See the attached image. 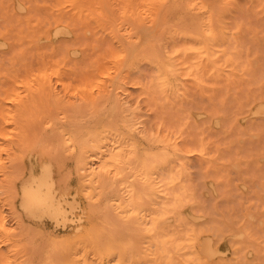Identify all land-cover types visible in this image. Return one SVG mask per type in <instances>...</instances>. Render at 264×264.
<instances>
[{
  "label": "rangeland",
  "instance_id": "1",
  "mask_svg": "<svg viewBox=\"0 0 264 264\" xmlns=\"http://www.w3.org/2000/svg\"><path fill=\"white\" fill-rule=\"evenodd\" d=\"M209 20L225 36L214 65L184 47L186 37H198ZM151 48L178 67L172 86L156 82ZM44 69L49 79L42 78ZM102 120L113 133L131 128L140 142L139 160L145 158L140 146L151 136L173 142L180 153L171 160L173 171H181L192 194L188 218L199 215L221 230L203 243L230 262L238 254L246 264H264V0H0V264H44L49 250L72 244L90 252L103 243L102 233L116 218L114 197L107 193L119 184L113 166H101L95 128ZM111 142L108 150L126 159L127 147ZM45 182L61 204L59 219L44 207H25L29 193L44 190ZM104 203L111 205L108 224ZM118 219L119 240L126 241V223Z\"/></svg>",
  "mask_w": 264,
  "mask_h": 264
},
{
  "label": "bare ground",
  "instance_id": "2",
  "mask_svg": "<svg viewBox=\"0 0 264 264\" xmlns=\"http://www.w3.org/2000/svg\"><path fill=\"white\" fill-rule=\"evenodd\" d=\"M41 1V0H40ZM171 1V0H170ZM176 1V0H175ZM216 1V0H215ZM169 2V1H168ZM75 3V2H74ZM182 3V2H181ZM185 3V2H184ZM74 5V4H71ZM81 5V4H80ZM145 5V4H144ZM76 6V5H75ZM84 6V5H83ZM163 6H165L163 4ZM170 6V5H169ZM146 7V6H145ZM144 7V8H145ZM184 7V4H183ZM217 7V6H216ZM163 8V7H162ZM180 8V7H179ZM143 9V8H142ZM177 9V8H176ZM63 10V9H62ZM163 10V9H162ZM160 10V12L162 11ZM182 10V8H181ZM172 11V10H171ZM190 12V11H187ZM36 13V12H35ZM162 13V12H161ZM242 14V12H240ZM160 14V13H159ZM190 14V13H189ZM193 14V13H192ZM255 14V13H254ZM255 16V15H254ZM160 17V16H159ZM170 17V16H169ZM241 17V16H240ZM239 17V18H240ZM245 17V16H244ZM243 17V18H244ZM247 17V16H246ZM67 18V17H66ZM65 18V19H66ZM69 18V17H68ZM67 18V19H68ZM236 17V19L239 20ZM62 19V18H61ZM159 19V18H158ZM245 19V18H244ZM70 20V19H69ZM161 20V19H160ZM168 20V19H167ZM186 20V19H185ZM188 20V19H187ZM2 21V20H1ZM76 21V20H75ZM172 21V19H171ZM184 21V20H183ZM182 21V23H183ZM235 21V20H234ZM246 21V20H244ZM3 22V21H2ZM70 22V21H69ZM68 22V23H69ZM166 22V21H165ZM211 20L204 22L198 31L200 35L198 37H193L188 35V44L186 49L192 51L194 54L199 56L200 58L205 59L208 63L216 64L219 57V42L224 40V32L220 31L219 34L214 30ZM78 23V22H77ZM194 23V22H193ZM19 24V23H18ZM71 24V23H70ZM163 24V22H162ZM186 24V23H185ZM253 24V23H252ZM256 24V23H255ZM254 24V25H255ZM174 25V24H173ZM176 26H178L175 23ZM188 25V22H187ZM186 25V26H187ZM190 25V24H189ZM189 25L187 27H189ZM217 25V24H216ZM232 25V23H231ZM234 25V24H233ZM233 25L231 26L233 28ZM258 25V24H257ZM196 26V25H195ZM198 28L200 27L197 25ZM219 26V25H218ZM217 26V27H218ZM244 26V25H243ZM180 27V26H178ZM186 27V28H187ZM58 28V27H57ZM181 25V29H182ZM185 28V27H184ZM183 28V29H184ZM56 29V28H55ZM77 29V28H76ZM136 32L140 29L136 28ZM196 29V27H195ZM145 30V29H144ZM192 30V29H190ZM189 32H192L190 31ZM198 30V29H196ZM218 30V29H216ZM243 30V28H242ZM86 31V30H85ZM142 31V30H140ZM194 31V30H193ZM81 32V31H80ZM79 32V33H80ZM140 33V32H139ZM146 33V32H145ZM148 33H151L148 32ZM147 33V34H148ZM194 33H197L194 31ZM143 34V32H142ZM86 35V34H85ZM146 35V34H144ZM149 35V34H148ZM143 36V35H142ZM150 37V35H149ZM81 38V37H80ZM86 39V38H85ZM232 38L230 37V40ZM80 40V39H79ZM145 38L144 41L145 42ZM193 40V41H192ZM233 40V39H232ZM231 40V41H232ZM142 42L140 41V44ZM232 43V42H230ZM242 44V41H240ZM37 44V43H36ZM137 42V47L140 45ZM80 45V44H79ZM180 45V44H179ZM233 46V45H230ZM229 46V47H230ZM94 47V46H93ZM136 47V48H137ZM158 47V46H157ZM243 47V46H239ZM134 48V50L136 49ZM181 47L180 49H182ZM108 49V48H107ZM138 49V48H137ZM152 49V48H151ZM158 49V48H157ZM156 48L155 50L158 51ZM229 49V48H228ZM245 49V48H244ZM96 50V49H95ZM111 50V49H110ZM114 50V49H112ZM154 49L151 50V61L154 63L156 68V78L158 85L160 87H168L172 86L176 79L178 78V67L173 61H170L168 58H163L158 55L160 51L157 53ZM175 51H178L177 48H174ZM11 51V50H10ZM117 51V50H116ZM115 51V52H116ZM148 51V50H147ZM103 52V51H102ZM162 52V51H161ZM94 53V52H93ZM92 53V54H93ZM176 53V52H175ZM186 53V52H184ZM58 54V53H57ZM120 54V53H119ZM163 54V53H162ZM121 55V54H120ZM132 55V54H131ZM183 55V54H182ZM227 55V54H226ZM245 55V51L243 50L242 56ZM119 56V55H117ZM128 56V55H127ZM150 56V55H149ZM164 56V55H163ZM65 57V56H64ZM29 56L27 57V59ZM242 58V57H241ZM18 59V58H17ZM4 60V59H3ZM125 60V59H124ZM127 60V59H126ZM5 61V60H4ZM7 61V60H6ZM205 62V61H204ZM203 62V63H204ZM245 62V61H244ZM124 63V62H123ZM4 64V62H3ZM35 64V63H34ZM125 64V63H124ZM8 65V64H7ZM122 67V66H121ZM33 68V67H32ZM42 68V67H41ZM209 68V67H208ZM34 69V68H33ZM109 69V68H108ZM201 69V68H200ZM219 69V68H218ZM221 69V68H220ZM104 70V69H103ZM105 71V70H104ZM108 71V70H107ZM106 71V72H107ZM121 71V70H120ZM119 71V73H120ZM43 72V71H41ZM105 73V72H103ZM102 73V75H103ZM42 74V73H40ZM49 72L44 69L42 74V78L49 79ZM55 75V74H54ZM105 75V74H104ZM112 75V74H111ZM198 75V74H197ZM205 75V74H204ZM199 76V75H198ZM149 77V76H148ZM237 77V76H236ZM255 79V78H254ZM99 80V78H98ZM97 80V81H98ZM114 80V79H113ZM257 80V79H256ZM261 80V79H260ZM259 81V80H257ZM255 81V82H257ZM31 82V81H30ZM189 82V81H187ZM254 82V81H253ZM254 82V83H255ZM125 83V82H124ZM192 83V82H191ZM183 84H185L183 82ZM40 85V83H39ZM84 85V84H83ZM82 85V86H83ZM100 85V84H99ZM42 86V84H41ZM86 86V84H85ZM95 85L93 84L92 87ZM245 86V85H244ZM45 87V86H44ZM81 87V86H80ZM84 87V86H83ZM152 87V86H151ZM43 88V86H42ZM78 88V87H77ZM113 88V86H112ZM91 89V88H90ZM246 89V88H245ZM76 90V88H75ZM74 90V91H75ZM112 90L110 93H112ZM243 90V89H242ZM252 91V90H251ZM255 91V90H254ZM113 94V93H112ZM197 94V93H196ZM149 95V94H148ZM175 95V94H174ZM258 95V94H257ZM159 96V95H158ZM245 96V95H244ZM36 97V96H35ZM111 96H108V99ZM195 97V96H194ZM240 97V96H239ZM11 98V97H10ZM112 99V98H111ZM151 99V98H150ZM8 100V99H7ZM110 101V99H109ZM125 101V100H124ZM208 101V100H206ZM204 102V101H203ZM202 102V103H203ZM227 102V101H226ZM229 102V101H228ZM209 103V102H208ZM219 103V102H218ZM108 104V103H107ZM134 104V103H133ZM141 104V103H140ZM184 104V103H183ZM204 104V103H203ZM115 105V104H114ZM208 105V104H207ZM234 105V104H233ZM40 106V105H39ZM119 106V105H118ZM193 106V105H192ZM235 106V105H234ZM232 106V107H234ZM32 107V106H31ZM113 106H111L112 108ZM33 108V107H32ZM116 108V106H115ZM127 108V107H126ZM145 108V107H144ZM229 107L227 106V109ZM70 110V109H69ZM201 110V109H200ZM230 109H228L229 111ZM25 111V110H24ZM71 111V110H70ZM111 111V109H110ZM116 112V110H114ZM227 111V113H228ZM231 111V110H230ZM113 114V112H112ZM181 114V113H180ZM206 114V113H205ZM110 115V114H109ZM114 115H117L115 113ZM175 115V113H174ZM75 116V115H74ZM112 116V115H111ZM186 116V115H185ZM248 116V115H247ZM105 117V116H104ZM103 117V118H104ZM117 118L119 117L116 116ZM124 117V115H123ZM244 117V116H243ZM102 118V119H103ZM182 118V117H181ZM217 118V116H216ZM219 119V118H218ZM221 119V118H220ZM229 119V118H228ZM95 120V119H94ZM100 120V119H98ZM105 120V119H104ZM109 120V119H108ZM196 120H198L196 118ZM97 121V120H96ZM95 121V122H96ZM103 121V120H102ZM113 120L107 121L108 123ZM119 121V120H118ZM39 122V121H38ZM53 122V121H52ZM179 122V121H178ZM71 123V122H70ZM98 124V121L96 122ZM104 123V124H103ZM99 130V144L100 151L103 153V157L100 161L101 166H113L115 181L119 184V186L114 185L110 194L114 197L115 201V213L114 216L115 226H112L108 230H104V236H99L102 238L100 240L103 243H98L90 252H79L72 244L61 249L60 251L49 250L45 253V257L48 262L44 264H246L247 261L245 258H241L237 253L241 249V245H238L234 250V255L237 254V258L235 261L230 262L224 258V256L219 255L221 252L217 251V249H213L212 246L206 243H203L204 239L207 240L208 237L212 235H216L221 232L219 227L214 225H209L205 222H200L197 217L196 218H188L186 213V208L188 205L192 206V194H190V190L188 186L184 183V177L180 170L173 171V166L171 164V160L176 158L180 153L176 147V145L171 142L166 136L160 137L158 135H153L145 142L144 145L140 146L143 149V153L145 155L144 159H138L136 156L135 150L137 149L136 139L131 135V128L123 127L119 132L113 133L110 124H107L103 121ZM114 123V121H113ZM117 123V122H116ZM260 123V122H259ZM72 124V123H71ZM70 124V125H71ZM126 124V123H125ZM59 125V124H58ZM69 125V126H70ZM76 125V124H75ZM87 125V124H86ZM114 125V124H112ZM116 125V124H115ZM200 125H202L200 123ZM257 125V123H256ZM260 125V124H259ZM89 126V125H88ZM93 127V125H91ZM223 126V125H222ZM261 127L263 125H260ZM79 127H82L79 126ZM84 127V126H83ZM95 127V126H94ZM112 127V126H111ZM116 127V126H114ZM255 127V126H254ZM264 127V126H263ZM262 127V128H263ZM51 128V127H50ZM113 128V127H112ZM56 129V128H55ZM90 129V128H89ZM115 129V128H114ZM113 129V130H114ZM177 129V128H176ZM53 130V129H52ZM93 130V129H92ZM205 130V129H204ZM89 131V130H87ZM158 131V130H157ZM264 131V130H263ZM94 132V131H93ZM29 133V132H28ZM49 133V132H48ZM81 133V132H80ZM86 133V131L84 132ZM83 133V134H84ZM136 133V132H135ZM143 133V132H142ZM190 133V132H189ZM209 133V132H208ZM55 134V131L50 135ZM96 134V133H95ZM184 134V133H183ZM192 134V133H190ZM44 134L42 133V136ZM98 135V134H97ZM212 135V134H211ZM242 135V134H241ZM252 135V134H250ZM6 136V134L4 135ZM82 136V134H81ZM233 135H231L232 138ZM46 137V136H45ZM50 137V136H49ZM55 137V136H54ZM40 138V137H39ZM77 138V136H76ZM194 138V137H193ZM217 138V137H216ZM60 139V138H57ZM189 139V138H188ZM195 139V138H194ZM193 139V140H194ZM235 139V138H234ZM255 140V138H253ZM40 140V139H39ZM42 140V139H41ZM121 141V143L127 147L128 156L126 159L120 157L119 152H116L108 147L111 141ZM199 140V138H198ZM260 140V139H259ZM188 141V140H187ZM196 141V140H195ZM194 141V142H195ZM257 141V140H256ZM192 141L188 143L195 144ZM262 142V141H260ZM37 143V142H36ZM70 143V142H69ZM120 143V144H121ZM140 143V142H139ZM247 143H250L247 141ZM245 141L244 144L248 145ZM264 144V143H263ZM196 145V144H195ZM236 145V143H235ZM234 145V147H235ZM262 145V144H261ZM30 146V145H29ZM37 146V145H36ZM39 146V145H38ZM197 146V145H196ZM248 147V146H246ZM78 148V147H77ZM80 148V147H79ZM139 148V147H138ZM249 148V147H248ZM244 149V148H242ZM252 149V148H251ZM36 150V149H35ZM75 150H77L75 148ZM74 150V151H75ZM197 150V149H196ZM245 150V149H244ZM258 151L260 149H257ZM33 151V150H30ZM97 151V150H96ZM140 151V150H139ZM257 151V152H258ZM76 152V151H75ZM227 152V151H226ZM232 152V151H231ZM264 153V151H262ZM100 153V152H98ZM235 153V152H234ZM240 153V152H239ZM243 153H246V151ZM242 153V154H243ZM74 154V153H73ZM228 154V152H227ZM232 154V153H231ZM261 154V153H259ZM258 154V155H259ZM70 155V154H69ZM96 156L92 154V156ZM140 155V154H138ZM233 156V155H232ZM73 157V156H72ZM99 154L98 158L99 159ZM96 159V157H95ZM100 159V160H101ZM139 161H138V160ZM225 159V158H224ZM253 159V158H252ZM241 160V159H240ZM260 160V159H259ZM85 159H80V167H84ZM262 161V160H261ZM207 162V161H206ZM264 162V160H263ZM218 163V162H217ZM262 163V162H261ZM103 164V165H102ZM231 164V163H230ZM252 165V163H251ZM249 165V166H251ZM254 165V164H253ZM264 165V164H263ZM233 167V166H232ZM237 167V166H236ZM263 166H261L262 168ZM218 168V167H217ZM251 168V167H248ZM253 168H255L253 166ZM237 170V169H236ZM243 170V169H242ZM257 170V169H256ZM259 170V169H258ZM261 170V169H260ZM29 171V170H28ZM51 171V169H50ZM84 171V170H83ZM87 171V170H86ZM88 171H90L88 169ZM262 172L264 169L262 168ZM127 172L126 174H124ZM52 173V172H51ZM85 173V172H84ZM235 173V172H232ZM244 173H246L244 171ZM163 174H166L164 178H162ZM250 174V173H248ZM258 174V173H257ZM29 176V174H27ZM87 175V174H86ZM27 176V177H28ZM89 176V175H88ZM93 176V175H92ZM138 176L140 183L135 182V177ZM25 177V178H27ZM131 177V179H130ZM262 177L261 175L259 178ZM84 179V178H83ZM264 179V178H263ZM27 180H29L27 178ZM54 180V177H53ZM90 181V180H89ZM163 181V182H162ZM261 181V180H260ZM80 182V181H79ZM199 182V181H198ZM258 182V180H257ZM201 183V182H200ZM213 183V182H212ZM86 184V183H85ZM92 184V183H90ZM116 184V183H115ZM44 190L36 189L32 190L28 195V203L26 204V208L30 211H34L35 208L44 207L45 210L50 213L52 217L55 219L61 218L62 210L61 204L58 201H54L53 197L49 193L48 183L45 182ZM81 185V184H79ZM94 185V184H93ZM198 185V184H197ZM214 185V184H213ZM257 185V184H256ZM264 185V184H263ZM33 186V185H32ZM56 186V185H55ZM246 186V185H245ZM95 187V186H94ZM110 185L106 184L103 181L102 188L108 190ZM240 187V186H239ZM80 188V187H79ZM57 189V188H56ZM243 190V189H242ZM204 192V191H203ZM61 193V192H60ZM125 193V194H123ZM59 194V193H58ZM63 195V193H61ZM65 194V193H64ZM238 194V193H237ZM236 194V195H237ZM61 195V196H62ZM232 194L231 196H233ZM57 196V195H56ZM66 196V195H65ZM83 196V195H82ZM230 196V195H229ZM250 197V196H248ZM252 197V196H251ZM264 197V196H263ZM101 198V197H100ZM207 198V197H206ZM22 199V198H20ZM60 199V198H59ZM261 199V198H260ZM85 200V199H84ZM101 200V199H100ZM77 201V200H76ZM103 201V200H102ZM206 201V200H205ZM260 201V200H259ZM262 201V200H261ZM260 201V202H261ZM83 202V200H82ZM101 202V201H100ZM211 202V201H209ZM237 203V202H236ZM255 203V202H254ZM73 204V203H72ZM100 204V203H99ZM79 205V204H78ZM238 205V204H237ZM64 206V205H63ZM83 206V205H82ZM93 206V205H92ZM100 206V205H99ZM110 204L104 203V216L103 222L106 224L110 223L108 216V208ZM260 206V204H259ZM80 207V206H79ZM211 207V206H210ZM253 207V206H252ZM260 208V207H259ZM65 209V208H64ZM77 209V208H76ZM79 209V208H78ZM83 209V208H82ZM86 209V208H85ZM238 209V208H237ZM236 209V210H237ZM190 210V209H189ZM188 211V210H187ZM240 211V210H237ZM259 211V209L257 210ZM264 211V210H263ZM84 212V210H83ZM254 212V211H253ZM252 212V213H253ZM25 213V212H24ZM102 213V212H100ZM190 213V212H189ZM68 214V213H67ZM82 214V212H81ZM88 213V217H89ZM79 215V214H78ZM85 215V214H84ZM2 216V214H1ZM80 216V215H79ZM82 216V215H81ZM93 216V215H92ZM98 216V215H96ZM101 216V215H100ZM202 216V215H201ZM238 216V214H237ZM240 216V215H239ZM238 216V217H239ZM242 216V215H241ZM48 217V216H47ZM74 217V216H73ZM203 217V216H202ZM264 217V216H263ZM69 218V217H68ZM81 218V217H80ZM86 218V217H82ZM124 220L125 224V234L126 241H120L118 232L119 228L116 226L119 223V219ZM241 218V217H240ZM256 218V217H255ZM67 220V219H66ZM83 220V219H82ZM86 220V219H84ZM88 220V218H87ZM86 220V221H87ZM94 220V219H92ZM241 220V219H240ZM68 221V220H67ZM90 222V220H88ZM254 221V220H253ZM262 221V220H261ZM76 223V222H75ZM216 223V222H215ZM256 223V221H255ZM259 223V222H258ZM2 224V223H1ZM71 224V223H70ZM74 224V223H73ZM89 224V223H88ZM61 225V224H60ZM249 225V224H248ZM131 226H133V230H136V234L130 230ZM246 226V225H245ZM262 226V225H261ZM264 227V226H263ZM61 228V227H60ZM252 228V226H251ZM255 228V227H253ZM70 229V228H69ZM73 229V228H72ZM82 229V228H81ZM79 229V230H81ZM225 230V229H224ZM241 231H239L240 233ZM17 233V232H16ZM92 233V230H91ZM261 233V232H260ZM46 234V233H45ZM75 234V232H72ZM83 234V233H82ZM95 234V232H94ZM243 235V234H242ZM241 235V237H242ZM93 236V235H92ZM220 238L222 239V235ZM231 236V234H230ZM45 237V236H44ZM69 237V236H68ZM104 237V239H103ZM218 238V237H217ZM219 238V239H220ZM224 238V237H223ZM95 239V238H94ZM99 239V238H98ZM97 240V239H95ZM46 241V240H45ZM99 241V242H100ZM213 241V240H212ZM233 241V240H232ZM42 242V241H41ZM234 242V241H233ZM236 244L242 242L241 240H236ZM45 243V242H43ZM242 244V243H240ZM45 245V244H44ZM47 245V244H46ZM235 245V244H234ZM39 247V246H38ZM63 247V246H62ZM38 249H41L38 248ZM89 250V246H88ZM227 251V250H226ZM44 252V251H43ZM28 253V252H27ZM219 253V254H218ZM39 254V253H38ZM223 254V253H221ZM226 255V254H225ZM233 255V254H232ZM39 257V256H38ZM41 258V257H40ZM43 258V257H42ZM37 259V258H36ZM39 259V258H38ZM261 260V259H260ZM264 262V261H263Z\"/></svg>",
  "mask_w": 264,
  "mask_h": 264
}]
</instances>
